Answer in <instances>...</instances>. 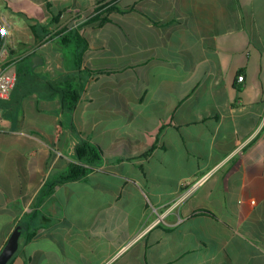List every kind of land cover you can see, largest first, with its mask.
<instances>
[{
    "label": "crops",
    "instance_id": "obj_1",
    "mask_svg": "<svg viewBox=\"0 0 264 264\" xmlns=\"http://www.w3.org/2000/svg\"><path fill=\"white\" fill-rule=\"evenodd\" d=\"M104 2L113 21L80 33L83 67L107 71L67 120L38 92L3 116L0 253L15 237L11 264H264V0H0L9 59L72 68L46 33ZM85 137L105 162L41 202Z\"/></svg>",
    "mask_w": 264,
    "mask_h": 264
},
{
    "label": "trees",
    "instance_id": "obj_2",
    "mask_svg": "<svg viewBox=\"0 0 264 264\" xmlns=\"http://www.w3.org/2000/svg\"><path fill=\"white\" fill-rule=\"evenodd\" d=\"M119 9L114 2H104L97 8V13L89 17L78 27L60 28L57 31H47V39H56L58 44L63 47L73 63L72 68L51 76L35 77V69L39 66L35 64V54H29L20 58L16 64V83L9 99L0 100V113L4 116L12 115L22 103V100L38 92L46 99H59L64 114H72L82 98L88 82L92 75L97 72H106L104 70H94L84 66L85 52L89 48L87 38L80 33V28L98 22L103 25L113 21L109 14ZM57 15H53V22L59 21ZM32 30L37 38H40L37 32V26L33 25ZM5 43V37L0 33V48ZM10 117V116H9ZM62 122V121H61ZM80 135V133H78ZM106 159V152L103 148L91 138L85 137L75 146L74 161L68 165L67 170L52 174L45 182L44 189L40 194L42 202L49 197L58 184L65 182L85 179L95 168L101 166ZM209 212V211H207ZM27 230L31 226L26 227ZM31 232L27 240H30ZM14 255L7 264H11Z\"/></svg>",
    "mask_w": 264,
    "mask_h": 264
},
{
    "label": "built area",
    "instance_id": "obj_3",
    "mask_svg": "<svg viewBox=\"0 0 264 264\" xmlns=\"http://www.w3.org/2000/svg\"><path fill=\"white\" fill-rule=\"evenodd\" d=\"M13 28V23L8 18L0 13V33L5 37V43L0 48V100L9 99L16 83V61L10 60V50L7 46V40L10 37V32ZM245 76L240 74L239 81H243ZM4 129V118L0 113V131Z\"/></svg>",
    "mask_w": 264,
    "mask_h": 264
},
{
    "label": "water",
    "instance_id": "obj_4",
    "mask_svg": "<svg viewBox=\"0 0 264 264\" xmlns=\"http://www.w3.org/2000/svg\"><path fill=\"white\" fill-rule=\"evenodd\" d=\"M43 59L41 56L35 57V64L40 65L42 64ZM18 249L17 239L12 237L8 243L5 245L3 250L0 253V264H7L11 257L15 254Z\"/></svg>",
    "mask_w": 264,
    "mask_h": 264
},
{
    "label": "rangeland",
    "instance_id": "obj_5",
    "mask_svg": "<svg viewBox=\"0 0 264 264\" xmlns=\"http://www.w3.org/2000/svg\"><path fill=\"white\" fill-rule=\"evenodd\" d=\"M16 22H18V23H20L21 24V20L20 19H16ZM18 23H17V25H18ZM9 41L7 40V43H8ZM71 60V59H70ZM72 62V61H71ZM29 112H31V109H30V111ZM15 115V118H18L19 117V115H20V109H16V113L14 114ZM67 113L65 114V116H64V120H67ZM5 116V115H4ZM6 116H8V115H6ZM3 136H0V143L1 144H3V143H6V139L7 138H2ZM5 139V140H4Z\"/></svg>",
    "mask_w": 264,
    "mask_h": 264
}]
</instances>
